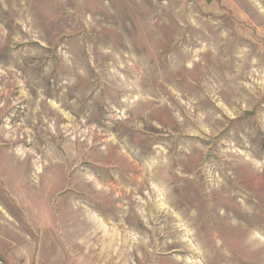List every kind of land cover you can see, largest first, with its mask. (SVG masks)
I'll list each match as a JSON object with an SVG mask.
<instances>
[{
	"label": "rangeland",
	"instance_id": "1",
	"mask_svg": "<svg viewBox=\"0 0 264 264\" xmlns=\"http://www.w3.org/2000/svg\"><path fill=\"white\" fill-rule=\"evenodd\" d=\"M0 264H264V0H0Z\"/></svg>",
	"mask_w": 264,
	"mask_h": 264
}]
</instances>
